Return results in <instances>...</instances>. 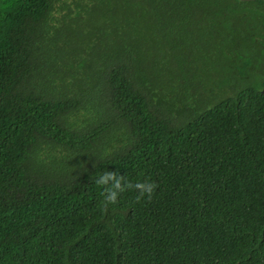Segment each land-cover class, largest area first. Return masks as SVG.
I'll use <instances>...</instances> for the list:
<instances>
[{"label":"trees","instance_id":"16d2710c","mask_svg":"<svg viewBox=\"0 0 264 264\" xmlns=\"http://www.w3.org/2000/svg\"><path fill=\"white\" fill-rule=\"evenodd\" d=\"M137 1L151 38L85 20L105 0H0V264H264V77L234 73L264 68V1ZM104 171L156 190L103 205Z\"/></svg>","mask_w":264,"mask_h":264},{"label":"rangeland","instance_id":"374dc122","mask_svg":"<svg viewBox=\"0 0 264 264\" xmlns=\"http://www.w3.org/2000/svg\"><path fill=\"white\" fill-rule=\"evenodd\" d=\"M137 0H105V3L99 8V11L90 12L86 16L85 20L93 22L94 17L99 18L100 23L108 25V28L111 32L117 30L120 35H123L125 31H130L135 36H138L143 30L145 33L141 36L144 38H151L150 25L146 18L140 16V12L137 11ZM104 7V8H102ZM83 17V15H82ZM97 33V27H89L87 32V41L93 38L90 33ZM198 62L194 64V67L197 68V76L201 81V91L206 98L209 99L211 103H214L218 99L229 96L227 94H222L216 87L215 82L220 79L219 72L213 68V63L216 62V57L214 54H207V56L196 55L195 56ZM67 70L72 71L73 76H64L62 84L68 85L71 90H68L67 93L70 96L74 95V92H79V86L77 80L81 77L80 69L72 62V65H68ZM159 75L157 85L159 86L158 93L160 97H165L169 101L173 99L175 102L179 103L177 100L178 93L180 89V81L176 75L175 70L169 69L168 66L163 65L162 69L156 71ZM157 80V79H156ZM73 122L79 126L84 125V117L82 115H76L72 118Z\"/></svg>","mask_w":264,"mask_h":264},{"label":"clouds","instance_id":"9594fccd","mask_svg":"<svg viewBox=\"0 0 264 264\" xmlns=\"http://www.w3.org/2000/svg\"><path fill=\"white\" fill-rule=\"evenodd\" d=\"M97 187L102 188L103 205H116L119 202L120 196L126 191L136 193V201L143 199H151L156 190V185L148 180L137 181L131 183L125 180L117 172L104 171L97 175L95 180Z\"/></svg>","mask_w":264,"mask_h":264},{"label":"flooded vegetation","instance_id":"af4514ba","mask_svg":"<svg viewBox=\"0 0 264 264\" xmlns=\"http://www.w3.org/2000/svg\"><path fill=\"white\" fill-rule=\"evenodd\" d=\"M257 7H260L259 5H256ZM252 33L250 32V35ZM258 41H260V38H257ZM245 64L242 67H239V69H236L234 71L235 75L237 77H239V80H247V81H251L253 79V77H259L262 76L264 77V68H260V69H256L255 66H248L246 68H244ZM233 77V75H232ZM238 82V80L236 81ZM240 82V81H239ZM235 86L232 85L231 88H234ZM264 90V89H263Z\"/></svg>","mask_w":264,"mask_h":264},{"label":"water","instance_id":"95a60500","mask_svg":"<svg viewBox=\"0 0 264 264\" xmlns=\"http://www.w3.org/2000/svg\"><path fill=\"white\" fill-rule=\"evenodd\" d=\"M240 2H255L257 0H238ZM260 1H264V0H260ZM263 93H264V90H263Z\"/></svg>","mask_w":264,"mask_h":264}]
</instances>
